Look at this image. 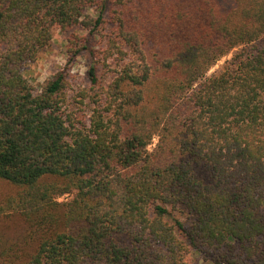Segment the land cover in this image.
<instances>
[{
  "label": "trees",
  "instance_id": "obj_1",
  "mask_svg": "<svg viewBox=\"0 0 264 264\" xmlns=\"http://www.w3.org/2000/svg\"><path fill=\"white\" fill-rule=\"evenodd\" d=\"M55 29L89 84L26 76ZM191 253L264 264V0H0V264Z\"/></svg>",
  "mask_w": 264,
  "mask_h": 264
},
{
  "label": "rangeland",
  "instance_id": "obj_2",
  "mask_svg": "<svg viewBox=\"0 0 264 264\" xmlns=\"http://www.w3.org/2000/svg\"><path fill=\"white\" fill-rule=\"evenodd\" d=\"M112 26L108 27V35L112 33ZM81 32V31H80ZM85 32H82V35H85ZM68 34H63L60 30H54V38L51 46L42 52L37 61L33 64H29L25 68V74L30 78L31 82L39 87L42 86L54 73L61 70L64 67H69L70 74L73 77L72 83L75 89H78L79 86L89 84L88 71L89 66L91 65V59L86 54L85 56H79L70 61L69 54L67 53L66 46L68 44ZM107 39L95 38L93 40V45L91 46L95 50H100L102 46L105 45ZM100 48V49H99ZM255 45L242 46L233 50L228 56L222 58L209 72V76L220 71L228 61L233 59L239 53L247 51L248 53L256 52ZM101 75L103 77H109L108 70H101ZM157 139L154 140L153 144L150 146V150L155 149L157 145ZM69 196H64L59 199L60 202L66 201ZM192 264H211L209 262H204L199 256L194 253L190 255Z\"/></svg>",
  "mask_w": 264,
  "mask_h": 264
}]
</instances>
